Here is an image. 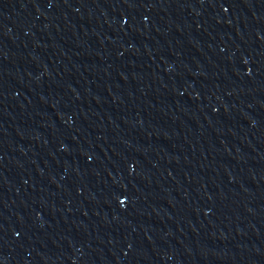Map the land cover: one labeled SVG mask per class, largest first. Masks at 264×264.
I'll return each instance as SVG.
<instances>
[{
  "label": "water",
  "instance_id": "obj_1",
  "mask_svg": "<svg viewBox=\"0 0 264 264\" xmlns=\"http://www.w3.org/2000/svg\"><path fill=\"white\" fill-rule=\"evenodd\" d=\"M0 264H264V0H0Z\"/></svg>",
  "mask_w": 264,
  "mask_h": 264
}]
</instances>
